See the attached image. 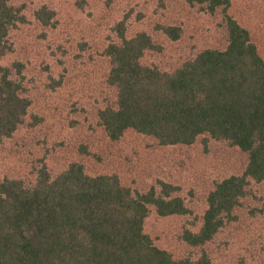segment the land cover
Segmentation results:
<instances>
[{"label": "rangeland", "instance_id": "rangeland-1", "mask_svg": "<svg viewBox=\"0 0 264 264\" xmlns=\"http://www.w3.org/2000/svg\"><path fill=\"white\" fill-rule=\"evenodd\" d=\"M9 2L22 19L7 31L0 68L9 70L28 107L17 128L0 141V180L27 184L40 168L53 177L78 163L89 175L114 174L139 192L158 193L165 184L187 212L159 216L150 208L143 231L154 245L174 259L193 260L204 251L210 264H264V182L248 184L240 205L202 247L180 237L183 230L198 229L214 184L241 173L243 152L201 136L186 145H159L130 129L109 139L97 118L115 98L106 80L108 44L142 32L155 49H146L140 62L170 72L203 48L224 47L220 10L208 13L181 0ZM230 2L227 13L249 30L264 59V0ZM165 27L177 30V37L167 36Z\"/></svg>", "mask_w": 264, "mask_h": 264}, {"label": "trees", "instance_id": "trees-1", "mask_svg": "<svg viewBox=\"0 0 264 264\" xmlns=\"http://www.w3.org/2000/svg\"><path fill=\"white\" fill-rule=\"evenodd\" d=\"M181 1L208 13L220 10L224 47L203 48L167 72L140 62L146 49H155L142 32L108 44L106 80L115 98L97 118L109 139L127 129L159 145H186L201 136L225 140L245 154L241 173L222 178L208 192L198 229L180 235L188 245L202 247L240 205L248 184L264 182V59L249 30L227 13L230 0ZM21 19L17 7L0 0V55L8 29ZM163 31L177 37L174 28ZM10 75L0 68V141L17 128L28 107ZM169 189L161 184L158 193L139 192L114 174L89 175L78 163L53 177L40 168L27 184L4 177L0 264H210L204 251L193 260L174 259L143 231L150 208L159 216L187 212Z\"/></svg>", "mask_w": 264, "mask_h": 264}]
</instances>
